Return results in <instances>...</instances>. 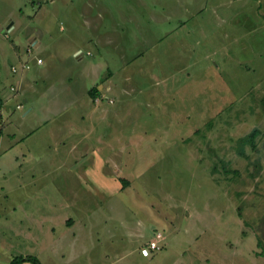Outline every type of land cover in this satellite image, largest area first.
Segmentation results:
<instances>
[{
    "label": "rangeland",
    "instance_id": "rangeland-1",
    "mask_svg": "<svg viewBox=\"0 0 264 264\" xmlns=\"http://www.w3.org/2000/svg\"><path fill=\"white\" fill-rule=\"evenodd\" d=\"M33 1L40 18L58 11L52 31L64 34L59 16L84 0L15 5L28 14ZM129 2L95 5L106 24L134 11L120 49L83 48V61L101 64L94 87L109 90L83 94L92 80L79 58L61 70L78 90L60 118L73 131L45 126L1 143L0 264H264V0ZM0 63V94H10V62ZM13 109L23 127L37 124ZM254 129L255 147L240 144ZM96 174L115 187L100 190ZM68 216L76 229L61 245ZM157 232L162 248L142 257Z\"/></svg>",
    "mask_w": 264,
    "mask_h": 264
},
{
    "label": "crops",
    "instance_id": "crops-1",
    "mask_svg": "<svg viewBox=\"0 0 264 264\" xmlns=\"http://www.w3.org/2000/svg\"><path fill=\"white\" fill-rule=\"evenodd\" d=\"M54 1L55 0H50L51 3ZM56 1L63 2L66 0ZM68 1L69 0H67V2ZM131 2L132 3L129 2V8L132 10L134 0H131ZM15 3H17V0H0V37L3 35L6 39H10L13 45L12 50H8L0 43V58L4 60L5 63L7 60L10 62V72L14 78V81L10 83L8 88L10 94H0V147H2L1 143L4 138L11 140L19 134V136L25 139L34 132V130L44 128L45 126L52 127L51 133L54 137L63 133H69L70 129L73 131V127L70 128L69 123L61 122L60 118L66 115L69 116L66 102L77 100L78 95L76 92L78 90L75 91L72 79H67L71 72L64 73V70H61L64 68L65 64H68L72 60L73 57L79 58L78 61H83V48H88L90 45H94V43L101 47L112 45L116 50L120 49V40L122 41L124 36L123 23H133L134 18H136L133 14L134 11L129 12L126 10V13H124L122 17L113 19L111 20L112 22L108 21L107 24L103 23V20L101 19L100 14L96 12L95 7V5L99 4V0H84L82 3L83 7L79 12L59 16L60 19L68 21L67 28L60 27L59 31L65 32L63 34L57 31H52V26H54V21L56 20L54 16H56L55 14H57L58 11L55 14L48 12V14H45L40 18L37 10L34 12V4L36 1H33L32 9L28 14H25L23 8H21L20 5L18 8ZM137 4H139L138 1H136V5ZM5 5H7L8 8H6ZM63 5L66 6L65 8H67V12H70L68 9L70 5H68V3ZM127 16L129 17L126 18ZM154 17L155 16H152L151 18L153 19ZM170 17L171 14L164 18L162 17V19L169 20ZM159 19H161V17ZM70 20H73L79 25L81 24L84 30L81 32L73 28L69 23ZM5 31H9L8 37L4 35ZM45 32H48L49 35L44 36ZM109 37L111 38L109 39ZM115 39H118L119 41L114 42ZM44 40H47V42H44ZM87 52L89 51L87 50L85 55H90ZM46 54L50 56V59L45 57ZM36 58H41L42 62L37 64ZM57 59H59V61H57L58 65H55L54 61ZM83 62L82 73L85 74V78H91L92 80L90 81L91 84H89L92 85L90 88L86 86L87 82L83 84V94L85 93V96H88L92 93V89L96 88V90H94L96 92L93 91V97H100L105 91L109 90L108 86L100 89V87L97 88L93 85L100 74L101 64L95 60ZM24 64H29L30 68L24 69ZM13 66L17 68L16 72H12L11 68ZM108 72H110L109 68ZM11 87H14V90H11ZM84 99L87 102V97H84ZM26 103L29 104V106L25 109L24 106ZM12 105H15V109L23 110V114L20 117H26L31 113L33 118L38 120L35 125L36 127H23L22 122L18 119L15 120L12 118ZM18 105L22 107L19 108L17 107ZM85 105L87 106L88 104L86 103ZM97 105L99 108H96V105L92 106L91 104H89V107L92 106L93 111L98 109L101 111V104L99 103ZM74 162H72L71 165H73ZM75 171V168H67V172L72 173L73 175H76ZM93 180L100 190H105L104 188L112 189L115 187V178L104 179L101 176L98 177L96 174ZM103 181L104 183H102ZM107 194L113 196L115 193H105V195ZM73 196H75L74 192ZM103 203L104 205L106 204L105 201ZM41 219L44 221V217ZM63 220L65 221V230L63 231L62 242H60L61 245L70 240L69 238L67 239V237H69V234L76 229L73 227L75 223L74 221L76 220L75 217H63ZM69 225H71V227H68ZM43 226H45L44 223ZM47 229H49V227H47ZM54 230L55 229L53 228L52 231L54 232ZM139 232L140 231L136 230L137 235ZM139 236L141 237V234H139ZM65 239L67 240L64 241Z\"/></svg>",
    "mask_w": 264,
    "mask_h": 264
},
{
    "label": "built area",
    "instance_id": "built-area-1",
    "mask_svg": "<svg viewBox=\"0 0 264 264\" xmlns=\"http://www.w3.org/2000/svg\"><path fill=\"white\" fill-rule=\"evenodd\" d=\"M9 31H5L4 35L5 36H9L8 35ZM42 62L41 58H36V63L40 64ZM24 69H29L30 65L29 64H24L23 65ZM12 72H16L17 68L16 67H12ZM11 90H14V87L10 88ZM17 107H21L20 105H18ZM163 238L162 234L160 232H157L155 234V237L151 240L148 241V243L145 246H141L140 247V254L144 257H148L151 255L152 252L156 251V250H160L162 248L160 241Z\"/></svg>",
    "mask_w": 264,
    "mask_h": 264
},
{
    "label": "trees",
    "instance_id": "trees-1",
    "mask_svg": "<svg viewBox=\"0 0 264 264\" xmlns=\"http://www.w3.org/2000/svg\"><path fill=\"white\" fill-rule=\"evenodd\" d=\"M258 133H259V130L258 129H254L247 136H245L243 138H240L239 143L242 144V143L247 142L248 144L251 145L252 148H254L255 147V138L258 135ZM11 261L12 262L10 264H21L23 261H30L33 264H41L39 262V260L36 257H34V256H26V257L19 256V257H16V258L12 259Z\"/></svg>",
    "mask_w": 264,
    "mask_h": 264
}]
</instances>
